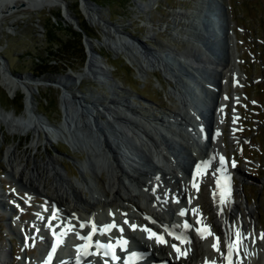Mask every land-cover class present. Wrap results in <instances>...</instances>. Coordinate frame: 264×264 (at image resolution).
<instances>
[{
  "label": "bare ground",
  "instance_id": "6f19581e",
  "mask_svg": "<svg viewBox=\"0 0 264 264\" xmlns=\"http://www.w3.org/2000/svg\"><path fill=\"white\" fill-rule=\"evenodd\" d=\"M15 1L33 9L61 4L65 8L66 17L72 18L65 0H0V16L6 9L9 11L12 6H17ZM216 1L223 4L222 0ZM207 3L212 2L195 0L192 9L177 10L176 16L189 15L184 17L189 23L184 32L173 30L176 36L180 35L191 43L194 51L189 54L177 53L171 47L150 48L147 52L143 42L108 23L99 9L87 1L82 4L88 20L103 30L104 39L98 45H106L116 53H122L128 63L136 65L140 76H144L143 72L146 70L161 68L166 77L174 81L175 85L169 92L173 94L171 105L177 112H165L145 104H130L127 97L117 93L116 84L109 83V70L96 55L94 44L87 41V65L84 71L70 78L79 80L88 75L108 85L111 96H106L101 103L98 102L99 96L86 100L65 89L66 77H58L52 82L56 87L64 88L61 95L64 120L60 125H52L34 112L32 85L44 82H33V79L26 76L15 77L0 62L3 86L11 93L20 88L25 93L23 114L17 116L13 111L0 107V123L6 126V131L10 134L42 131L51 137L62 138L72 147L85 150L87 156L80 162V166L87 173L91 176L105 173L104 188L100 190L96 186L98 182L90 178L89 181L83 176L81 169L82 178L71 180L56 157L49 156L47 160L41 159L34 167H29L22 160L31 157V153H21L16 146L9 147L4 156L10 169L14 173L20 172L19 177L25 191L30 195L40 190L46 199V204L38 206L29 219L30 226L23 223L20 215L14 219L27 236L29 247L31 239H34L35 246L41 247L40 255L43 250L49 252L52 248H55L56 257L68 255L71 248L75 255L79 248L86 245L93 247L97 242H103L105 237H113L109 241L111 243L119 239V236H124L128 238L129 246H140L147 251L145 258L140 261L142 264L148 263L156 254L180 263L223 264L222 258L227 251L228 240L235 242L236 234L241 233L242 243L238 250L231 253L230 264H264V238H261L264 231L257 228L255 209L246 206V217L243 216L233 187L221 188L211 183L214 171L229 174V164L225 159L223 162L220 159L225 156L221 140L222 129L228 113L227 103L231 101L234 109L232 126L235 130L238 98L231 100L224 87L227 85L229 69L232 72L229 81L234 85L239 83L241 74L238 45L235 33L230 28L232 22L228 14L229 46L226 53L218 58L205 46L204 40L211 44L215 35L201 27L202 10ZM137 4L145 7L148 2L140 0ZM218 39L222 49H226L222 36ZM171 53L176 54V57L173 58ZM174 59L180 64L184 63L191 74L182 73ZM200 65L207 68L205 74L199 70ZM214 66L223 74L219 92L214 83L216 77L211 72ZM189 89L196 93L197 100L188 94ZM215 92H218L216 97ZM210 108L213 110L212 116L208 115ZM209 127L213 135L206 145L205 131ZM0 135L3 137L4 132L1 131ZM31 144L37 148L38 138L33 137ZM189 157L190 163L186 159ZM205 162L208 165L205 166ZM44 174L56 177L49 183L52 188L50 194L43 185ZM202 184L209 187L206 207L201 205L198 195ZM2 197L9 198V195L0 192V201L5 206L4 211H7L9 204L2 202ZM26 198L28 202L31 199L30 196ZM21 208L24 210L23 206ZM225 208L229 209L228 213ZM185 221L191 223V228L187 231L182 229ZM109 225L115 227L105 230V226ZM133 225L136 226L135 230ZM144 228L162 235L166 243H158L155 238L149 239V233ZM205 228L210 229L212 235L205 233L207 238L202 239L197 229ZM215 237H219V252L212 247ZM42 240L44 244H41ZM111 251L114 257L121 252L118 248ZM9 255L6 248L0 247V264H7L4 260ZM114 257L107 258L103 251L97 252L96 258L90 262L95 263L105 258L108 263L116 264ZM36 260L41 264L46 258L33 253V256L22 258L18 264H35Z\"/></svg>",
  "mask_w": 264,
  "mask_h": 264
},
{
  "label": "rangeland",
  "instance_id": "374dc122",
  "mask_svg": "<svg viewBox=\"0 0 264 264\" xmlns=\"http://www.w3.org/2000/svg\"><path fill=\"white\" fill-rule=\"evenodd\" d=\"M84 1L99 9L108 23L143 42L145 47L143 49L147 52L150 48L168 47L177 53L189 54L194 51L191 49V43L180 35L176 36L173 30L184 32L185 26L189 25L184 17L189 15L176 16L177 10L192 9L195 0H141L148 2L145 7L138 6L137 2L140 0H65L72 14L70 19L66 17L65 8L61 4L33 9L15 1L17 6H12L9 11L6 9L7 11L0 16V62L15 77L26 76L33 79V82H44L32 85L34 112L46 118L52 125H60L63 122L61 95L64 88L56 87L52 82L58 77H66L65 89L77 96H83L86 100H90L92 96H99L98 102L101 103L105 101L106 96H111L108 85L88 75L79 80L70 78L84 71L87 65L89 59L87 41L94 44L96 55L109 70V83L116 84L118 88H114L117 93L127 97L130 104H145L157 110L177 112L171 105L174 97L169 92L175 85L174 81L167 78L161 68L146 70L143 72L144 76H140L136 65L128 63L122 53H116L106 45H98V42L104 39L103 30L88 20L82 7ZM222 2L228 7L227 12L232 22L230 28L236 36L241 74L239 83L234 85L229 81L232 77L229 69L227 85L224 87L231 100L238 98L235 130L232 126L234 109L231 101L227 103L228 113L222 129L224 159L230 166L229 174L225 175L229 178L228 186L233 187L235 197L240 202L241 214L246 217L245 207H253L256 211L255 216L258 217L257 228L264 231V0ZM74 18H77V23L82 29L78 28ZM222 41L226 49L223 50L220 46L221 57L228 50L227 35L224 34ZM51 52H56V55L64 60L51 59L50 67H44L42 61L51 58L49 57ZM171 55L173 58L176 57V54ZM174 60L182 73L191 74L184 63L180 64ZM222 62L225 63V60ZM199 67L202 74H205L207 68L204 65ZM216 69V66L212 67L211 72L216 77L214 83L219 92L223 74ZM44 70L47 72L41 73ZM1 78L0 73V107L13 111L17 116L23 114L25 96L23 89L11 93L3 86ZM189 90L188 94L197 100L196 93L192 89ZM218 92H215V97ZM208 115L212 116V108ZM1 131L4 132V136L0 135V192L9 195V198L2 197V202L9 205L8 210L4 211L5 206L0 201V247L6 248L10 254L4 263L7 261V264H18L22 258L33 256V253L40 256L41 247L33 244L34 239H31V247L26 238L24 242L22 241V230H19L14 219L20 215L23 217V223L30 226L29 219L35 214L38 206L46 204V199L40 190H36L39 194L35 191L30 195L25 191L19 177L20 172L14 173L4 156L9 147L16 146L17 151L21 153H31V157L22 160L29 167H34L33 165L41 159L47 160L49 156L56 157L71 180L82 178L81 169L83 176L89 181L93 179L98 182L96 186L100 190L104 188L105 173L96 176L87 173L80 166V162L87 156L85 150L72 147L62 138L51 137L42 131L34 133L32 130L26 134H10L3 123H0ZM205 132L204 141L208 145L213 134L210 127ZM33 137L38 138L37 148L31 144ZM181 143L186 145L182 140ZM186 159L190 163V157ZM42 170L46 169L43 167ZM217 171H214L216 174H213L211 180L214 185L216 175L223 172ZM44 177L43 185L48 188L50 194L52 188L49 183L56 177L50 174H44ZM200 188L199 200L201 205L206 207L209 187L202 184ZM27 196L31 198L29 202ZM128 207L131 209L130 205ZM225 210L229 212L228 208ZM210 219L213 220V217L210 216ZM215 227L218 228L216 225ZM44 243L42 240L41 244Z\"/></svg>",
  "mask_w": 264,
  "mask_h": 264
},
{
  "label": "snow or ice",
  "instance_id": "6c2138e0",
  "mask_svg": "<svg viewBox=\"0 0 264 264\" xmlns=\"http://www.w3.org/2000/svg\"><path fill=\"white\" fill-rule=\"evenodd\" d=\"M220 159H221V162H223V159L224 158L221 157ZM206 164H207V162H205V166H206ZM183 214L184 213H181V215H183ZM111 227H115V225L105 226V230H108ZM132 227L135 230L136 226L133 225ZM185 227H191V226L186 224ZM122 230L123 229H121V231ZM143 230L145 232H148L149 233V237H148L149 239L155 238L158 243H166V241L164 240V237L162 235H158L157 233L152 232L150 229H147V228H144ZM197 232L201 235V238L202 239L207 238V236L205 235V233H207V235H212L211 230L208 229V228H205L203 230L197 229ZM236 236H237V239H236L235 242H233L232 240L229 239L228 242H227V244H226L227 251H228L229 254H231L234 250H238L239 249V245L242 243V240H243L242 234L241 233H237ZM261 238H264V235H262ZM177 239H179V237H177ZM214 239H215V242L212 244V247H213L214 250H216V251L219 252L220 251V248H219V237H215ZM123 243L126 244L127 241H123ZM173 247L176 248L175 245H173ZM176 250L178 252L180 251L179 248H176ZM181 254H183V253H181Z\"/></svg>",
  "mask_w": 264,
  "mask_h": 264
},
{
  "label": "water",
  "instance_id": "95a60500",
  "mask_svg": "<svg viewBox=\"0 0 264 264\" xmlns=\"http://www.w3.org/2000/svg\"><path fill=\"white\" fill-rule=\"evenodd\" d=\"M205 9L202 11V15H201V21H202V25L201 27H203L204 30H206L207 28L204 26L206 25V19L207 17L205 16L206 14L209 15L212 11V9H214V3L210 4V3H207L204 7ZM75 19V23L76 25L78 26L79 29H82L79 24L77 23V18H74ZM206 34V32H205ZM211 34V32L209 33ZM213 38V37H210V39ZM218 37L217 36H214L213 38V41L211 42V44H208V42L206 40H204V42L206 43L205 46H207L210 50V52H212L216 57H221V51L219 49V46H218ZM96 52V51H95Z\"/></svg>",
  "mask_w": 264,
  "mask_h": 264
},
{
  "label": "trees",
  "instance_id": "16d2710c",
  "mask_svg": "<svg viewBox=\"0 0 264 264\" xmlns=\"http://www.w3.org/2000/svg\"><path fill=\"white\" fill-rule=\"evenodd\" d=\"M60 53V52H59ZM49 57H51V58H49V59H44L43 61H42V65L44 66V67H50V65H51V62L50 61H52L51 59H53V60H56V61H58V60H64L62 57L60 58V56L58 57V55H56V52H51V53H49ZM45 72H47V70H44V71H42L41 73H45ZM37 75V74H36Z\"/></svg>",
  "mask_w": 264,
  "mask_h": 264
}]
</instances>
